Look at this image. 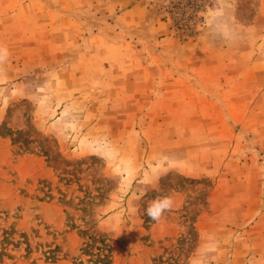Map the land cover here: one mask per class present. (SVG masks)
<instances>
[{"label": "rangeland", "instance_id": "374dc122", "mask_svg": "<svg viewBox=\"0 0 264 264\" xmlns=\"http://www.w3.org/2000/svg\"><path fill=\"white\" fill-rule=\"evenodd\" d=\"M0 126V264H264V0H0Z\"/></svg>", "mask_w": 264, "mask_h": 264}, {"label": "clouds", "instance_id": "9594fccd", "mask_svg": "<svg viewBox=\"0 0 264 264\" xmlns=\"http://www.w3.org/2000/svg\"><path fill=\"white\" fill-rule=\"evenodd\" d=\"M174 207V201L171 196L158 197L151 201L146 209L148 217L156 222H159L164 213L169 212Z\"/></svg>", "mask_w": 264, "mask_h": 264}, {"label": "trees", "instance_id": "16d2710c", "mask_svg": "<svg viewBox=\"0 0 264 264\" xmlns=\"http://www.w3.org/2000/svg\"><path fill=\"white\" fill-rule=\"evenodd\" d=\"M0 128H1V126H0Z\"/></svg>", "mask_w": 264, "mask_h": 264}]
</instances>
